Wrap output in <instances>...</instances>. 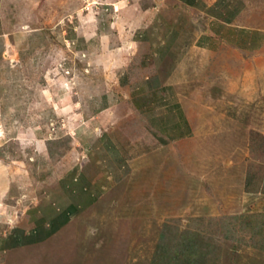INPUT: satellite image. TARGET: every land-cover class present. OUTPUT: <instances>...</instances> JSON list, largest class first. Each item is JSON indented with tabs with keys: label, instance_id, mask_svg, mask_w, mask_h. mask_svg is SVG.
Returning a JSON list of instances; mask_svg holds the SVG:
<instances>
[{
	"label": "rangeland",
	"instance_id": "rangeland-1",
	"mask_svg": "<svg viewBox=\"0 0 264 264\" xmlns=\"http://www.w3.org/2000/svg\"><path fill=\"white\" fill-rule=\"evenodd\" d=\"M185 9L179 0H0V246L50 199L65 216L47 224L49 238L0 253V264H152L161 232L188 230L205 253L199 264H264V53L211 56L187 41L157 64L145 40L177 37L169 25ZM159 75L192 123L181 141H162L149 123L165 112L131 102ZM107 143L121 178L65 214L68 198H81L84 168L96 175L107 162L94 149Z\"/></svg>",
	"mask_w": 264,
	"mask_h": 264
},
{
	"label": "crops",
	"instance_id": "crops-1",
	"mask_svg": "<svg viewBox=\"0 0 264 264\" xmlns=\"http://www.w3.org/2000/svg\"><path fill=\"white\" fill-rule=\"evenodd\" d=\"M179 3H182L186 9L179 18L169 25L177 37L171 35L170 38L164 40L149 39V41L144 39L150 45V54L155 55V57L158 56V60H155L157 64L165 60V56L168 54L178 48L180 49L187 41L190 42L192 49L211 56L218 52L231 50L239 51L245 56L264 53V0H179ZM193 11L194 14L192 15L190 12ZM188 14L192 17H189ZM187 23L189 26H185ZM199 26H201L199 28L201 31L197 30ZM148 28L153 29L152 26H147ZM187 28H192L195 31L190 38L186 37ZM181 34L183 38L179 39L178 35L181 36ZM138 51L139 49L136 50V53ZM147 55L149 56V54ZM134 57L136 56L134 55ZM172 85L171 82L165 83L160 75L153 76L151 80H146L143 85L136 88L135 97L131 100L137 111L160 110L166 113L162 119L155 118V123H152V120L149 122L151 126H158L159 129L157 130L159 131L157 133H160V139L165 142L181 141L193 132V126L185 114L183 102L179 96H176L178 92ZM99 143L102 144L101 141ZM89 147L92 150L93 147L91 145ZM111 148L108 143L106 146L94 147V149L106 151L107 162L105 165L101 161L100 164H97V169L100 172L96 175L93 173L96 166L89 167V170L84 168L85 175L88 174L90 178L84 176L83 182L80 179L77 190L82 192L81 198L78 201H76L77 196L68 198L67 203L63 205L65 214L69 212L77 214L80 206H90L97 194L108 190L109 183H115L121 178L123 170L121 166L117 168L110 157ZM113 150L115 149L113 148ZM112 177L118 179L110 182ZM49 201L47 206L42 209L40 213L42 215L38 214L37 206L33 209L36 210V213L30 219L32 226H27L25 232H17L11 240L5 239L0 246V253H5L6 250L26 244L29 241L34 242L49 238L48 236L52 233L46 228L47 224L54 225L57 222L61 224L59 219L65 217L61 214L55 215L53 207L56 202L53 199ZM48 207L50 213L46 215L44 210ZM46 219L50 222L44 225L45 222L43 221ZM4 262L2 264H5Z\"/></svg>",
	"mask_w": 264,
	"mask_h": 264
},
{
	"label": "trees",
	"instance_id": "trees-1",
	"mask_svg": "<svg viewBox=\"0 0 264 264\" xmlns=\"http://www.w3.org/2000/svg\"><path fill=\"white\" fill-rule=\"evenodd\" d=\"M176 236V237H175ZM200 239L191 230L184 231L180 236L177 234L166 236L160 234L158 243V255L152 264H199L205 253L199 249Z\"/></svg>",
	"mask_w": 264,
	"mask_h": 264
}]
</instances>
